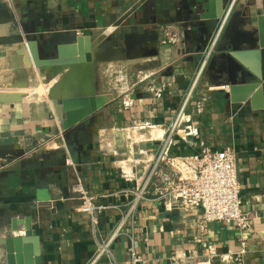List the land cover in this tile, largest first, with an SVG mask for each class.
Segmentation results:
<instances>
[{"label": "crops", "instance_id": "obj_1", "mask_svg": "<svg viewBox=\"0 0 264 264\" xmlns=\"http://www.w3.org/2000/svg\"><path fill=\"white\" fill-rule=\"evenodd\" d=\"M229 3L0 0V241L10 236L22 240L15 258L20 255L32 262L39 258L40 264L90 261L97 242L111 235L127 211L129 198L114 195L128 186L123 175L132 171L140 175L138 152L157 147L136 141L130 129L144 122L167 125L174 119ZM172 23L186 28L184 44L178 47L162 43L161 27ZM261 25L264 0H239L203 74V84L225 86L228 91H216L204 113L193 117L199 128L193 147L180 143L173 151L183 155L204 147L234 151L241 210L250 216L249 229L212 223L202 233L195 225L200 211H167L163 202L151 199L140 204L135 218L113 242L117 264H128L131 242L142 264H171L183 253L193 257L185 264H234L233 255L242 240L246 246L242 264H264V95L261 100L252 101V96L236 102L232 98L243 94L230 92L254 81L255 73L264 76ZM81 37L89 39L94 54L108 48L125 49L126 41L129 53L120 61L95 67V98L100 107L65 132L60 102L48 98L29 102L23 93L42 82L52 85L49 69L27 68L24 39L37 42L41 58H52L59 45ZM5 39L12 42L3 43ZM117 73L125 81L124 92L108 86L109 76ZM144 75L147 78L138 83ZM151 85H165L161 98L147 93ZM16 98L20 100L9 102ZM124 102H130V107L124 108ZM100 130L112 137L100 141ZM77 180L100 202L119 206L103 213L96 229L77 210L79 203L72 192ZM26 219L32 229L30 237L24 236ZM1 248L0 264H7ZM100 264L108 262L103 259Z\"/></svg>", "mask_w": 264, "mask_h": 264}, {"label": "built area", "instance_id": "obj_2", "mask_svg": "<svg viewBox=\"0 0 264 264\" xmlns=\"http://www.w3.org/2000/svg\"><path fill=\"white\" fill-rule=\"evenodd\" d=\"M238 1L230 0L214 35L196 65L194 77L184 93L174 119L167 125L144 122L136 124L130 129L131 132L138 131L144 136L147 135V138L141 142L157 144V147L155 150L150 148L138 152L141 158L136 160V163L141 169L140 175H136L135 171L123 175L128 186L114 195L129 198L127 211L122 214L111 235L106 240L97 242L95 253L87 264H100L103 259H106L108 264H117L112 251L113 242L121 234L127 222L135 218L140 204L151 199L163 202L167 211L173 209L200 211V218L195 225L202 233L212 223L234 224L240 231L249 229L250 216L241 210V187L234 151L230 148L213 151L204 147L198 153L190 155L173 153L180 143L193 147L192 140L196 139L199 133V128L193 117L204 113L207 103L216 91H228V87L225 86L216 88L203 84V74L224 26ZM161 33L163 44L176 47L184 44L186 28L177 23L162 26ZM144 77L147 78L144 75L143 79H138V83H141ZM118 82L120 83L119 90L124 92L126 90L124 79H119ZM134 86L135 84L131 85V89ZM46 87L47 91L44 97L48 98L51 85H46ZM164 88L165 85L160 88L151 85L148 87L147 93L159 99L162 97ZM130 105V102L123 103L124 108L130 107ZM150 130L160 132L159 136L154 138L151 133L148 134ZM72 192L79 203L77 210L87 215L93 229H96L98 220L103 213L119 209V206L115 204L100 202L96 196L87 191L80 180H77ZM245 252L246 246L242 240L240 249L233 255V263L242 264ZM127 253L128 264L143 263L132 242ZM2 258L3 251L0 246V260ZM192 260V255L183 253L181 257L173 258L171 264H185Z\"/></svg>", "mask_w": 264, "mask_h": 264}, {"label": "water", "instance_id": "obj_3", "mask_svg": "<svg viewBox=\"0 0 264 264\" xmlns=\"http://www.w3.org/2000/svg\"><path fill=\"white\" fill-rule=\"evenodd\" d=\"M260 34L264 36V25L260 26ZM25 38L26 51L28 56L27 68L49 69L52 79V85L48 92V99L54 102H60L64 115L62 129L65 132L71 131L74 127L89 118L100 107V103L95 98L94 71L100 64L117 62L124 58L123 54L129 53L127 41L125 49H104L102 52L94 54L91 50L89 39L76 38L69 44L59 45L56 54L52 58H41L39 47L36 41H29ZM23 41L22 38L16 39ZM3 43L12 42L11 39L2 40ZM125 50V51H124ZM256 79L243 87H234L230 89L232 96L234 93H241L243 97L233 101L243 102L248 98L252 101L261 100L264 95V76L255 73ZM0 98L3 99L2 96ZM16 98L9 102H18ZM24 236H31V226L29 219L25 220ZM17 231V227H13ZM21 239L5 237L0 241L3 247L7 264H40L39 258L32 262L30 259H23L19 253ZM16 259V262H15Z\"/></svg>", "mask_w": 264, "mask_h": 264}, {"label": "rangeland", "instance_id": "obj_4", "mask_svg": "<svg viewBox=\"0 0 264 264\" xmlns=\"http://www.w3.org/2000/svg\"><path fill=\"white\" fill-rule=\"evenodd\" d=\"M119 74H114L112 76H109L108 80H109V88H112L113 90H119L120 88V83L118 82L119 81ZM116 80V81H115ZM47 87H46V83L42 82L41 84L37 85L36 87H32L30 88L29 90L28 89H25V91H21L23 93H26V95L28 94V97H29V102H33V101H41L43 100V98L45 99V95H46V90ZM34 99V100H33ZM139 133V132H138ZM135 136V140L137 138V140H143L144 137H140V136H143V133H139V136ZM87 135L85 134L83 136V140L84 138H86ZM96 138V137H95Z\"/></svg>", "mask_w": 264, "mask_h": 264}, {"label": "bare ground", "instance_id": "obj_5", "mask_svg": "<svg viewBox=\"0 0 264 264\" xmlns=\"http://www.w3.org/2000/svg\"><path fill=\"white\" fill-rule=\"evenodd\" d=\"M140 133V132H139ZM139 133L138 131H134L133 134L136 135V136H139ZM151 133L153 135L154 138L158 137L160 132H153V131H149L148 134ZM100 141H105L107 140L109 137H112L110 132L108 131H105V130H100L98 133H97ZM133 135V136H134ZM140 137H144L143 139H146L147 138V135L144 136H140ZM149 137V136H148ZM110 139V138H109ZM136 141H137V138H136ZM109 142L107 141L106 144H108ZM104 145V144H103ZM105 146V145H104ZM107 146V145H106ZM107 148H110V145L107 146ZM107 150V149H106Z\"/></svg>", "mask_w": 264, "mask_h": 264}]
</instances>
